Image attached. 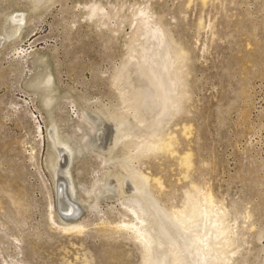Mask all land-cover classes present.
Listing matches in <instances>:
<instances>
[{
	"label": "rangeland",
	"instance_id": "obj_1",
	"mask_svg": "<svg viewBox=\"0 0 264 264\" xmlns=\"http://www.w3.org/2000/svg\"><path fill=\"white\" fill-rule=\"evenodd\" d=\"M143 12L184 52L187 94L131 170L167 213L210 197L227 264H264V0H0V264H142L123 228L134 153L114 137L134 126L123 78Z\"/></svg>",
	"mask_w": 264,
	"mask_h": 264
},
{
	"label": "bare ground",
	"instance_id": "obj_2",
	"mask_svg": "<svg viewBox=\"0 0 264 264\" xmlns=\"http://www.w3.org/2000/svg\"><path fill=\"white\" fill-rule=\"evenodd\" d=\"M102 12L99 13L104 15L106 11ZM140 15L138 32H144V37L131 44L132 54L123 78L135 91L126 100L134 126L128 124L126 116L118 121L114 137L116 144L126 140L134 153L132 159L123 161L122 167L129 174L133 191L129 211L135 223L122 226L138 239L142 264H227L234 235L223 208L216 209L210 197L199 198L197 192L185 196L182 209L167 213L151 197L147 180L131 170V162L141 154L158 152L166 144L161 143L160 128L169 115L179 113L187 94L184 52L159 22L153 20L152 24L144 12Z\"/></svg>",
	"mask_w": 264,
	"mask_h": 264
},
{
	"label": "water",
	"instance_id": "obj_3",
	"mask_svg": "<svg viewBox=\"0 0 264 264\" xmlns=\"http://www.w3.org/2000/svg\"><path fill=\"white\" fill-rule=\"evenodd\" d=\"M61 185L59 186V190L62 191V193L57 197V209L60 215H62L63 217H68L75 213V206L66 197L63 190L64 186L62 183Z\"/></svg>",
	"mask_w": 264,
	"mask_h": 264
}]
</instances>
